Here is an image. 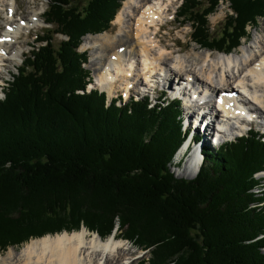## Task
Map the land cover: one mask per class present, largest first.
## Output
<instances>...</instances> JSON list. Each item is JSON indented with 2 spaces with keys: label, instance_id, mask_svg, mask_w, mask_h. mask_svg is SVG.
<instances>
[{
  "label": "trees",
  "instance_id": "trees-1",
  "mask_svg": "<svg viewBox=\"0 0 264 264\" xmlns=\"http://www.w3.org/2000/svg\"><path fill=\"white\" fill-rule=\"evenodd\" d=\"M221 1L184 0L177 20L190 24L192 42L230 54L264 17V0H229L232 13L214 36L209 17ZM123 2L50 0L44 21L56 28L36 39L3 90L0 252L82 227L107 239L118 228L149 250V264H264L259 132L205 148L197 176L178 178L180 102H109L88 90L89 54L80 47L111 28Z\"/></svg>",
  "mask_w": 264,
  "mask_h": 264
},
{
  "label": "bare ground",
  "instance_id": "bare-ground-1",
  "mask_svg": "<svg viewBox=\"0 0 264 264\" xmlns=\"http://www.w3.org/2000/svg\"><path fill=\"white\" fill-rule=\"evenodd\" d=\"M175 1L124 0L114 22L117 27L114 34L106 32L86 37L82 45L92 49V55L96 59L92 60V67L99 74L97 85L106 91L110 98V95L116 92V86L124 91L126 97L133 88H138L144 93L155 92L156 85L162 86L164 91L172 95L181 91L182 95L189 96L188 100L186 98L187 105L193 102L197 109L192 112L193 105H190L185 110L186 131L192 135L189 142L186 140L182 147L184 146L185 155L188 154L189 159L192 155L199 158L195 165L200 167V149L203 146V149L210 147L209 137L204 140L202 136V133H205L201 129L203 124L207 125L206 132L216 128L213 125L216 121L217 126L224 124L230 127L237 124L244 128L245 124L256 123L264 129V27L251 44L241 46L238 52L215 55L210 49L198 52L193 49L192 54L183 55L185 47L175 49L177 44H174L167 48L165 42L168 41L162 36L164 22L173 21L170 16ZM20 2L0 0V10H8L3 20L6 23V33L0 35V93L7 64L16 67L17 58L25 53V46L23 42L18 41L19 38L23 37L25 32L30 33L40 22L36 11L30 15L27 13V18L16 19L21 8ZM3 22H0V27L4 25ZM40 23L44 25V22ZM186 58H192L191 64L187 66ZM173 77L179 85H175ZM182 85L186 87L180 88ZM216 92L221 94V101H217V98L212 100V97L208 96L211 100L201 103L205 94ZM194 96L197 99L192 101ZM201 111L204 113L202 117L199 116ZM240 133L242 132H239L241 137ZM210 135L214 136L213 130ZM193 139V142L198 140L196 148L200 151L196 149L193 152L191 144L188 145ZM218 140L212 139L210 144L218 145ZM194 172L191 166L186 165L185 170L179 172L178 176L191 177ZM138 262L140 259L134 258V252L124 240L115 236L103 239L97 233L91 234L85 227L73 233L39 237L26 243L20 250L11 248L4 254L0 253V264Z\"/></svg>",
  "mask_w": 264,
  "mask_h": 264
},
{
  "label": "rangeland",
  "instance_id": "rangeland-1",
  "mask_svg": "<svg viewBox=\"0 0 264 264\" xmlns=\"http://www.w3.org/2000/svg\"><path fill=\"white\" fill-rule=\"evenodd\" d=\"M74 1H76L78 3H81V5H82L87 0H74ZM19 2H20V7L21 8L19 9V11H18L19 13L18 14L20 16L17 14V17L18 18H16V19H20V18H23V17L27 18L30 14H33V11H36V14L38 16H40L39 21L40 22L41 21L44 22L43 19L45 18V12L47 11V9L49 7L50 0H19ZM33 2H34V4H33ZM181 3H182V0H178L175 3V6L173 8V11L171 12L170 18H173L174 17V15H175L174 14V10H176V8L179 9ZM229 6H230L229 0H222L220 2L219 8L216 10V12L214 14L210 15L209 22H210V26H211V33H213L214 36L221 34V32H222V30L224 28V24L226 22V19H227L228 14L232 13ZM22 7H23V9H22ZM7 14H8L7 8H5V9L4 8H1V10H0V22H3V20H4V18L6 17ZM26 15H28V16H26ZM180 21L181 20L176 21V22H172L171 24L168 23L166 29L165 30H162L165 33L164 34L162 32V36H164V38H166V40L168 41V42H165L166 47L167 48H170V47L174 46V44H177V45H175V49H179L180 47L181 48L182 47H185L186 50L183 53V55H187V53L192 54L193 53V49H196L197 52L200 51V50H207L208 51L209 50L208 48H203L199 44L192 42V39H191L192 38V31H193L192 30V27L190 26V24H186V25L181 24ZM40 22L38 23L37 26H35V28H33V30L30 33L25 32L23 34V37L19 38L18 41L19 42H23V44L25 46L24 49H23V51L25 53H24L23 56H19V58H17V61H16V65L17 66L16 67L9 66V64H7V66L5 68L4 83H3L2 88H1L2 93H0V99H2L4 97V93H3L4 86H6V84L8 83V81L12 79V76L15 73H17V68H19L22 65V62L24 61V59H26V57L31 54V50L33 49V45L36 46V39H37V37L43 36L45 32H47V34H49V32H48L49 29H55L56 28L54 26L50 27L45 22H44V25L42 23H40ZM114 22H115V20L113 21L111 28L108 31H106L107 33H109L111 35L114 34V31L117 29V27L115 26ZM3 23H4V25L2 27H0V35L1 36H2V34L6 33V28H5L6 27V23L5 22H3ZM262 27H264V17L259 18L257 20V25L256 26H250L248 28V30H249V38L242 41V46H245L247 44H251L253 42V40L255 39L256 35L261 32ZM106 32H104V33H106ZM100 34H103V33H100ZM96 35H99V34H95L93 36H96ZM91 36L92 35H87V36H85V38L86 37L88 38V37H91ZM64 38L65 37H63L62 34L56 36V38H55V44L58 45L60 42H62V40ZM241 48L239 47L234 52H238L239 50H241ZM80 51L81 52L87 51L88 54H89L88 64L85 67L88 70H91V72H92V77L94 79V83H93L92 87L97 88V87H99V86L96 85L97 82H98V75L99 74L95 70V68L92 67V60H94V61L96 60L95 57H93V55H92V49H89V47L82 45L80 47ZM210 51L213 54H215V55H219V53H221V52H217V51H214V50H210ZM180 54H182V53H180ZM191 62H192V58H190V59L189 58H186L185 66H187L188 64H191ZM173 78H174V81H175V85H179V82H176V78L175 77H173ZM124 82H126V81H124ZM156 88H157V91H155L154 93L150 91L148 95H144L146 93L142 92V90H140L138 88H133L130 91L129 96L126 97L125 94H124V91L121 90V88L119 86H116V89L117 90H116V92L113 95H115L114 98H117V97L120 96L121 98H123L124 101H126L127 98H128V100L131 97H134L135 99H139V98H141L143 96H150V98L152 96L153 100H154V98H158L159 100H162V101H163L162 98L165 95H166V99L169 100L171 98L170 93H167L165 95H160V93H159V91L161 89V86L160 85H156ZM113 95H110V96L112 97ZM187 100H188V98H187ZM207 101H209V99H207ZM185 103H187V102L185 101ZM202 103H204V102H202ZM182 109H183V111L186 110V108L183 107V105H182ZM184 115H185V113H184ZM183 119H184V117H183ZM216 123H217V121L214 124L216 125ZM182 127H183V131H184V134H185L183 143L186 140H187V142H189L192 133H190V135L188 134V137L186 138L187 133H185V131H186L185 120H183V122H182ZM253 128H255V130L258 131L260 134H264V129H262L257 124L256 125H253ZM208 135H209V132L202 133V136L204 137V140H207L208 139ZM193 141H195V140L194 139L191 140V142L188 145L191 144V146H192L191 149H192L193 152H195V150L198 149L196 147L199 144V142H198V140L196 142H193ZM212 144L213 143H211L210 146H211V148L214 151H216L217 149H219V146H217L215 144L212 145ZM204 149H202V150L200 149L201 150V152H200L201 153V158H200V161H199L198 164L199 165L201 164V165H200V167L199 166L196 167L195 164H196V161L199 160V158H197L196 156L192 155L191 158L189 159V155L188 154L185 155L184 146H183L177 152V157L173 160V162L171 164V170L175 174V176L178 177V178H185V179H188V180L194 179L197 176V174H198V173L196 174L198 168H201L202 165H203V162H204L203 161L204 160L203 151H205ZM184 165H185V167H186V165H189V166L192 167V169H194L195 172L193 173L194 174L193 176H191V177H188V176L187 177L186 176H178V173L179 172L185 170ZM199 170H198V172H199ZM257 178L260 180L261 187L259 189H261V190L257 189L256 191H257V193H259V192L262 193V191L264 190V173L258 174L257 175ZM81 229H83V227ZM64 232H67V231H64ZM73 232H75V231H73ZM73 232H71V233H73ZM92 233H96V232H91V234ZM118 233H119V231H118V228H117L116 231L114 232L113 236L117 237L118 239H121L122 241L124 240L126 243H128V245L130 246V249L134 252V258L137 257V258L140 259V262L135 263V264H149L148 263V260L151 258V254L149 253V250L148 251H144V250L139 249L136 246V244L134 245V242L129 241V240L122 239L121 238V232L119 234ZM32 240H30V241H32ZM23 246L11 247V248H15L17 250H20ZM11 248H9V249H11ZM0 253L1 254L2 253L4 254L5 252H0Z\"/></svg>",
  "mask_w": 264,
  "mask_h": 264
}]
</instances>
